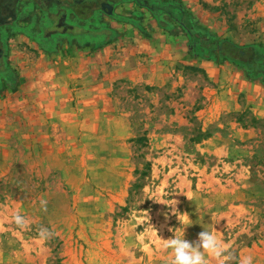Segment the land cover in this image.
Listing matches in <instances>:
<instances>
[{
  "label": "rangeland",
  "instance_id": "1",
  "mask_svg": "<svg viewBox=\"0 0 264 264\" xmlns=\"http://www.w3.org/2000/svg\"><path fill=\"white\" fill-rule=\"evenodd\" d=\"M91 1L92 23L76 25L81 41L135 30L154 35L158 26L169 36L181 33L175 54L189 63L172 67L166 84L121 86L114 97L116 127L111 134L103 130L104 141L93 144L87 162L77 152L47 161L36 146L24 152L15 147L0 168V264H167L161 239L184 227L183 239L193 241L212 225L234 257L230 264L241 254L264 264V73L248 76L241 66L218 60L216 43L264 49V0H178L211 34L197 44L179 30L178 17L161 11L141 16L122 7L108 19L99 7L107 0ZM51 25L39 40L49 44L51 35L69 33ZM26 50L34 56L38 48ZM212 65L219 73L233 68L225 71L230 80L221 81ZM246 83L260 94L248 106ZM221 84L231 87L222 98ZM232 101L241 109L222 110ZM17 211L27 219L24 228L12 222ZM41 228L51 233L47 239L39 238ZM208 264L221 261L209 257Z\"/></svg>",
  "mask_w": 264,
  "mask_h": 264
},
{
  "label": "crops",
  "instance_id": "2",
  "mask_svg": "<svg viewBox=\"0 0 264 264\" xmlns=\"http://www.w3.org/2000/svg\"><path fill=\"white\" fill-rule=\"evenodd\" d=\"M74 1L0 0V168L12 160L15 147L24 152L36 146L38 152H47L42 157L47 161L58 159L62 152H77L87 162L93 144L103 143V130L109 129L111 134L116 127L114 97L121 86L137 81L166 84L172 67L189 63L175 54L181 33L169 36L156 26L154 18L148 20L152 28L156 26L154 35L135 30L108 42L102 38L81 41L76 25L91 24L95 7L91 0ZM108 1L99 5L101 9L103 4L111 7L105 12L108 19H114L122 7L152 16L133 1ZM51 22L69 33L53 34L47 44L37 36L53 31ZM125 25L130 27L131 22L126 19ZM28 48H38L37 54H28ZM205 64L210 67L209 62ZM212 68L221 81L230 80L225 71L233 68L220 73ZM220 86L225 90L222 98L231 87ZM244 87L248 106L260 97L259 89L253 90L254 85L248 83ZM261 97L264 101L262 93ZM262 107L264 111V103ZM240 109L241 105L232 101L222 110Z\"/></svg>",
  "mask_w": 264,
  "mask_h": 264
},
{
  "label": "clouds",
  "instance_id": "3",
  "mask_svg": "<svg viewBox=\"0 0 264 264\" xmlns=\"http://www.w3.org/2000/svg\"><path fill=\"white\" fill-rule=\"evenodd\" d=\"M39 205L42 210H46L47 200L40 199ZM173 212H175L174 209ZM183 218L184 223L190 222L187 214H183ZM11 219L19 228H24L27 225L26 217L21 215L19 211ZM149 227L153 228L152 226ZM217 231L218 229L214 225L207 229L203 228L197 233L195 240L189 241L183 239L184 227L176 228L172 237L161 239L162 247L168 251L167 264H208L209 257L220 260L221 264H230L234 257L228 251V246L216 235ZM50 235L51 233L47 228H41L38 233L42 240L47 239ZM236 264H253V257L249 254H241L236 258Z\"/></svg>",
  "mask_w": 264,
  "mask_h": 264
},
{
  "label": "trees",
  "instance_id": "4",
  "mask_svg": "<svg viewBox=\"0 0 264 264\" xmlns=\"http://www.w3.org/2000/svg\"><path fill=\"white\" fill-rule=\"evenodd\" d=\"M138 7L145 8L152 14L158 16L160 13H165L169 17L180 18L179 30L189 37L190 44H197L200 39L210 37L211 34L196 24L187 9L183 10L181 2L176 0H162L164 5L154 3V0H134ZM176 8L174 12L173 9ZM104 41H109V38H103ZM220 48L217 51L218 60H229L230 62L241 66L248 76L259 77L264 73V49L255 45L238 46L228 41L217 42ZM189 45V44H188Z\"/></svg>",
  "mask_w": 264,
  "mask_h": 264
},
{
  "label": "water",
  "instance_id": "5",
  "mask_svg": "<svg viewBox=\"0 0 264 264\" xmlns=\"http://www.w3.org/2000/svg\"><path fill=\"white\" fill-rule=\"evenodd\" d=\"M107 9H111V7H110L109 5H107V4H103V5H102V10H103L104 12H106ZM0 54H1V50H0Z\"/></svg>",
  "mask_w": 264,
  "mask_h": 264
}]
</instances>
